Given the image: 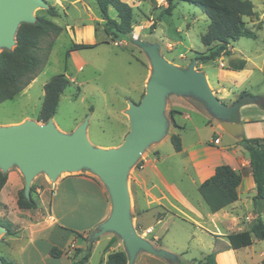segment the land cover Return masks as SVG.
Segmentation results:
<instances>
[{
    "label": "crops",
    "instance_id": "obj_1",
    "mask_svg": "<svg viewBox=\"0 0 264 264\" xmlns=\"http://www.w3.org/2000/svg\"><path fill=\"white\" fill-rule=\"evenodd\" d=\"M46 1L57 8V0ZM127 1L131 5L130 0ZM251 1L255 13L244 17L251 33L231 42L229 54L209 61L214 63V70L205 69L209 62L197 61L196 66L206 74L221 99L231 102L242 92L249 96V100H243L234 117L243 123V134L235 137L222 127L220 120L212 117L207 107L202 109L186 95L175 94L167 98L169 111L175 112L174 119H169L166 134L148 146L129 176L132 218L138 234L157 248L171 253L182 251V255L190 251L188 242L207 239L198 245L202 249V260L211 256L213 264H264V239L253 236L252 244L240 248L231 247L228 239L232 233L249 230L259 215L264 220V199L255 202L257 185L250 155L241 144L244 136L264 137V91L256 90L264 83V0ZM60 2L63 6L66 3L67 7L81 3L90 11L89 22L63 26V32L70 34L73 42L99 44L113 38L109 35L99 37V29L104 30V20L93 12L89 1ZM97 22L101 27H96ZM134 31L137 32L136 29ZM206 50L204 46L201 52ZM150 74L146 73L147 79ZM224 83L228 85L225 87ZM227 96L229 99H225ZM198 115L205 116L211 123L208 133L201 130ZM79 124L66 131L57 126L71 133ZM174 133H178L182 140L183 149L179 152L171 141ZM221 164L231 165L241 173L239 197L227 207L211 212L199 192V186ZM7 173V183L0 192V218L7 222L14 234H5L3 255L18 264H72L81 258L88 247L85 238L95 232L111 213L112 202L104 183L87 173H62L56 181H51L46 173H39L33 180L37 184V208H20L18 194L25 186L24 176L17 166ZM173 225L181 228L173 229ZM91 243L90 259L100 248V264L106 263L109 253L126 251L124 241H112L111 232L100 235ZM54 246L64 250V254L53 257L50 250ZM78 248L83 250L76 257ZM144 252H147L145 258H163L140 251L135 264Z\"/></svg>",
    "mask_w": 264,
    "mask_h": 264
},
{
    "label": "rangeland",
    "instance_id": "obj_2",
    "mask_svg": "<svg viewBox=\"0 0 264 264\" xmlns=\"http://www.w3.org/2000/svg\"><path fill=\"white\" fill-rule=\"evenodd\" d=\"M87 1L92 4L93 12L101 17L96 1ZM129 2L134 7V30L139 32L137 34L134 31L129 40L109 38L106 43L101 41L100 45L97 44L93 48L72 51L66 57L67 50L73 43L70 34L63 32L59 36L51 34L42 38L38 50V55L43 60L41 70L28 88L25 87L14 98L0 104V126L21 124L28 120L39 122L37 115L42 106L44 84L52 76L64 73L70 80V84L61 96L57 113L53 117L55 122L64 131L72 130L76 124L81 123L89 116L87 134L91 143L105 149L118 147L130 130L129 115L125 112L129 108V101L135 103L141 101L146 93L149 80L146 78V73L152 71L149 57L135 43V38L158 42L161 44L162 54L169 62L187 68L199 56L197 52L204 50L200 37L209 25V19L201 8L187 1L174 0L175 8L171 14L163 13L168 4L161 3L160 0H130ZM63 4L64 6L60 0H57V5L62 8L60 10L57 6L59 13L57 17L52 16L48 9L44 8H37L34 15L53 19L65 28L67 25L78 26L81 23L89 22L90 11L84 9L81 3L72 7H67L66 3ZM49 5L51 6L50 3ZM109 14L112 18L117 19L114 8H111ZM154 21H156V28L152 27ZM96 27L99 28L101 25L97 22ZM99 30V37H108L105 30ZM213 68L214 63L206 64L205 69L214 70ZM209 85L216 94L210 81ZM227 85L228 83H224L225 87ZM259 89L264 91V83L256 88V90ZM173 95L175 94H170L168 99ZM187 97L202 109H206L205 104L195 96L188 95ZM227 97L225 99H229V96ZM234 99L231 102L224 99L222 101L228 106H233L243 100H249V96L242 92ZM169 114V106L166 102L164 116L167 121L170 119ZM211 115L215 119V116ZM197 119L202 127L201 130L208 133L211 123L207 122L205 116L198 115ZM190 131H193V128ZM136 164L132 166L129 176L133 173ZM63 173H87L102 182L96 172L86 168L79 171H64ZM128 186L130 190V177H128ZM34 197H36L35 193ZM246 215L249 219L248 211ZM6 224L7 222L0 218V225L8 228ZM176 228L178 226L173 225V229ZM93 234L94 232H91L85 238L88 246L93 241ZM5 237V232L1 233L0 255L2 256H4L3 247L6 244ZM111 237L113 242L123 241L114 232H111ZM176 242L180 244L179 240ZM205 242L207 239L188 242L190 244L188 254L182 255V251H177L173 254L174 260L160 257L145 258L147 252H144L138 258L137 264H199V261L202 260V249L198 244ZM172 244L175 243L172 242ZM100 256L101 249L99 248L88 264H100ZM205 261L210 263L211 256L207 257Z\"/></svg>",
    "mask_w": 264,
    "mask_h": 264
},
{
    "label": "water",
    "instance_id": "obj_3",
    "mask_svg": "<svg viewBox=\"0 0 264 264\" xmlns=\"http://www.w3.org/2000/svg\"><path fill=\"white\" fill-rule=\"evenodd\" d=\"M37 8L49 9L50 5L46 0H0V52L16 46L17 30L22 23L37 22L34 15ZM135 43L149 57L152 71L141 101H129L125 112L129 115L130 130L118 147L105 149L91 143L87 134L89 116L71 133L60 130L53 118L46 123L28 120L0 126V170L7 173L13 166L21 170L28 199L33 180L39 173H46L51 181H56L64 171L84 168L100 176L108 189L112 209L92 239L106 232L118 234L125 243L128 264H135L140 251L174 260V253L155 247L138 234L133 223L128 186L132 166L151 143L167 132L169 121L164 116V107L168 96L172 93L195 96L221 121L227 132L235 137L244 132L243 123L234 119L243 103L228 106L223 102L213 92L206 74L196 68L197 59L182 68L161 54L158 43L151 44L137 38ZM3 232L6 234L8 228L0 225V235Z\"/></svg>",
    "mask_w": 264,
    "mask_h": 264
},
{
    "label": "trees",
    "instance_id": "obj_4",
    "mask_svg": "<svg viewBox=\"0 0 264 264\" xmlns=\"http://www.w3.org/2000/svg\"><path fill=\"white\" fill-rule=\"evenodd\" d=\"M104 20V30L113 38L131 39L134 32V7L127 0H95ZM193 3L201 8L209 19L207 30L201 34V42L207 48L205 52L198 53L197 60L206 63L223 55L229 54V44L239 40L242 36L249 35L251 31L245 25V16L255 13V6L251 0H183ZM110 7L117 11V19L109 14ZM175 8L174 0H168V6L163 13L171 14ZM48 12L57 17L59 15L55 6L51 5ZM156 28V21L153 22ZM64 28L53 19L38 16L35 23H22L17 30V44L12 50L4 49L0 52V104L14 98L27 87L41 70L43 60L38 55L41 39L55 34L59 36ZM98 43H72L67 50L66 57L72 51L93 48ZM70 80L64 73L52 76L44 84V96L37 120L43 123L53 118L58 110L60 99ZM240 104L243 101L239 102ZM170 111V118L174 119ZM176 124V122L174 121ZM171 141L177 152L183 149L182 140L178 133L171 136ZM241 144L249 152L252 172L257 185L258 199H264V137H243ZM139 163V162H138ZM8 173L0 170V192L7 183ZM241 173L231 165L221 164L215 169L212 176L206 179L200 186L199 192L209 206L211 212H217L235 202L238 195V187L241 183ZM37 184L33 183L31 197L28 199L24 187L18 194V206L20 208H37L38 202L34 197ZM7 234H14L8 224ZM253 236L259 240L264 239V220L259 215L252 223L249 230L228 235L230 245L233 248L248 246L253 243ZM83 249L78 248L77 257ZM64 250L54 246L50 250L53 257H60ZM92 255V243L87 247L86 253L72 264H88ZM206 259V258H205ZM200 260L199 264H213ZM0 264H18L0 255ZM105 264H128V255L125 250H117L108 254Z\"/></svg>",
    "mask_w": 264,
    "mask_h": 264
},
{
    "label": "built area",
    "instance_id": "obj_5",
    "mask_svg": "<svg viewBox=\"0 0 264 264\" xmlns=\"http://www.w3.org/2000/svg\"><path fill=\"white\" fill-rule=\"evenodd\" d=\"M161 3L168 4V0H160Z\"/></svg>",
    "mask_w": 264,
    "mask_h": 264
},
{
    "label": "bare ground",
    "instance_id": "obj_6",
    "mask_svg": "<svg viewBox=\"0 0 264 264\" xmlns=\"http://www.w3.org/2000/svg\"><path fill=\"white\" fill-rule=\"evenodd\" d=\"M15 175H16V174H15ZM11 176H12V175H11ZM13 178H14V177H13ZM10 179H11V178H10ZM16 181H17V180H16ZM16 181H15V182H16ZM13 183H14V182H13ZM17 184H18V183H17Z\"/></svg>",
    "mask_w": 264,
    "mask_h": 264
}]
</instances>
